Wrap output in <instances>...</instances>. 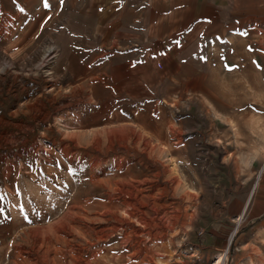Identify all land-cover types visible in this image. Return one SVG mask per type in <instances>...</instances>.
<instances>
[{
  "label": "rangeland",
  "instance_id": "374dc122",
  "mask_svg": "<svg viewBox=\"0 0 264 264\" xmlns=\"http://www.w3.org/2000/svg\"><path fill=\"white\" fill-rule=\"evenodd\" d=\"M231 1L172 48L0 0V264H264V5Z\"/></svg>",
  "mask_w": 264,
  "mask_h": 264
},
{
  "label": "crops",
  "instance_id": "0c3cea01",
  "mask_svg": "<svg viewBox=\"0 0 264 264\" xmlns=\"http://www.w3.org/2000/svg\"><path fill=\"white\" fill-rule=\"evenodd\" d=\"M259 1L264 5V0H242L241 7H236V11H251L256 5L261 7V4H257ZM238 2L241 3V0ZM84 3L87 14L97 12L98 15V12H103L105 18H108L106 13L113 9L123 11L126 20L142 24L145 36L152 42L166 47L169 45L173 48L175 43L190 41L192 38L188 35L193 33L209 34L214 28L220 30L217 22L221 19V0H84Z\"/></svg>",
  "mask_w": 264,
  "mask_h": 264
},
{
  "label": "bare ground",
  "instance_id": "6f19581e",
  "mask_svg": "<svg viewBox=\"0 0 264 264\" xmlns=\"http://www.w3.org/2000/svg\"><path fill=\"white\" fill-rule=\"evenodd\" d=\"M142 123V122H141ZM144 123V122H143ZM147 127V126H146ZM113 133V135H116V134H121L122 132H120V131H114V132H112ZM147 133V132H146ZM157 133V132H156ZM125 134V133H124ZM135 135V134H134ZM146 135V134H145ZM148 135H150V133L148 134ZM121 137V136H120ZM146 138V137H145ZM179 140V139H178ZM153 146V145H152ZM136 180V179H135ZM139 184V183H138ZM258 184V183H257ZM131 187V186H130ZM135 189V188H134ZM129 192V191H128ZM122 194V193H121ZM125 194V193H124ZM127 197V196H126ZM130 200H128V202H129ZM128 209V208H127ZM136 211V210H135ZM168 212V211H167ZM137 215L136 216H138L137 218H138V220L139 221H141V222H143V223H145V225H149V221L148 220H145L146 218H145V216H144V214L143 213H138V212H135ZM133 215L135 216V214L133 213ZM152 215V214H151ZM158 217V216H157ZM165 218V217H164ZM169 219V218H168ZM170 220V219H169ZM173 220V219H172ZM174 221V220H173ZM177 221V220H176ZM189 221H190V219H189ZM115 225V224H114ZM151 225V224H150ZM150 225H149V227H150ZM169 225V224H168ZM169 227V226H168ZM146 228V227H145ZM151 229V228H150ZM164 230V229H163ZM168 230V229H167ZM121 231V230H120ZM117 232V231H116ZM135 232L136 233H138V232H140V230H135ZM149 233H151V231H149ZM85 236V235H84ZM233 236H234V234H233ZM233 236L231 237V238H233ZM87 237V236H86ZM107 237V236H106ZM104 238V237H103ZM129 238H130V235H129ZM132 238V237H131ZM130 238V239H131ZM149 239V238H148ZM118 240V239H117ZM132 240V239H131ZM142 240V239H141ZM140 240V241H141ZM232 240V239H231ZM133 241V240H132ZM134 241H135V239H134ZM143 241V240H142ZM126 243V242H125ZM138 243H140V242H138ZM141 244V243H140ZM81 245H83L82 243H81ZM121 245V244H120ZM143 245V244H142ZM141 245V246H142ZM150 245V244H149ZM157 245V244H156ZM127 246V245H126ZM132 246V245H131ZM136 246H137V243H136ZM144 246H146V245H144ZM158 246H159V244H158ZM148 247V246H147ZM156 247V246H155ZM136 248V247H135ZM143 248V247H142ZM159 248V247H158ZM97 249V248H96ZM131 249V248H130ZM134 249V248H133ZM138 249V248H137ZM147 249V248H146ZM172 249V248H171ZM76 250H78V249H76ZM147 250H149V249H147ZM152 250V249H151ZM73 251V250H72ZM128 251V250H127ZM126 251V252H127ZM226 251H227V249H226ZM166 252V251H165ZM72 253V252H71ZM101 253V252H100ZM141 253V252H140ZM143 253V252H142ZM145 253V252H144ZM73 254V253H72ZM138 254V253H137ZM60 255V254H59ZM122 255V254H121ZM139 255V254H138ZM145 255V254H144ZM76 256V255H75ZM81 256V255H80ZM127 256V255H126ZM125 256V257H126ZM135 256V255H134ZM145 256H147V255H145ZM144 256V257H145ZM153 256V255H152ZM151 255H150V260H153V257H152ZM63 257V256H62ZM115 257V256H114ZM119 257V256H118ZM124 257V258H125ZM136 257V256H135ZM139 257V256H138ZM158 257V256H157ZM131 258V257H130ZM134 258V257H133ZM148 258V257H147ZM226 258H227V252H224V253H222L220 256H219V261H218V264H224L225 263V261H226ZM73 259V258H72ZM128 260V259H127ZM142 260V259H141ZM124 261V260H123ZM138 261V260H137ZM136 261V262H137ZM80 262V261H79ZM78 262V263H79ZM145 262V261H144ZM123 264V263H122ZM126 264H130L129 263V261L126 263ZM134 264V263H133Z\"/></svg>",
  "mask_w": 264,
  "mask_h": 264
},
{
  "label": "snow or ice",
  "instance_id": "6c2138e0",
  "mask_svg": "<svg viewBox=\"0 0 264 264\" xmlns=\"http://www.w3.org/2000/svg\"><path fill=\"white\" fill-rule=\"evenodd\" d=\"M63 2V0H61V3Z\"/></svg>",
  "mask_w": 264,
  "mask_h": 264
},
{
  "label": "trees",
  "instance_id": "16d2710c",
  "mask_svg": "<svg viewBox=\"0 0 264 264\" xmlns=\"http://www.w3.org/2000/svg\"><path fill=\"white\" fill-rule=\"evenodd\" d=\"M245 229H247V228H245Z\"/></svg>",
  "mask_w": 264,
  "mask_h": 264
}]
</instances>
